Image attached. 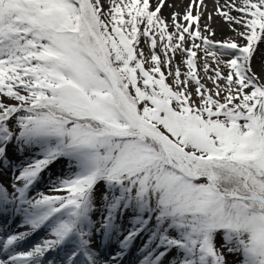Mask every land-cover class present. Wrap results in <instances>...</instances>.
Masks as SVG:
<instances>
[{
    "label": "snow or ice",
    "instance_id": "obj_1",
    "mask_svg": "<svg viewBox=\"0 0 264 264\" xmlns=\"http://www.w3.org/2000/svg\"><path fill=\"white\" fill-rule=\"evenodd\" d=\"M165 3L0 0V264H264V0Z\"/></svg>",
    "mask_w": 264,
    "mask_h": 264
},
{
    "label": "bare ground",
    "instance_id": "obj_2",
    "mask_svg": "<svg viewBox=\"0 0 264 264\" xmlns=\"http://www.w3.org/2000/svg\"><path fill=\"white\" fill-rule=\"evenodd\" d=\"M231 0H203V6L197 7L195 5H192V14L195 16L197 12H201L202 15L200 17V29L203 35L209 36L211 40L214 42H226L228 40H236L240 41V37L237 35V31H243V28L238 24H230L224 17H222L218 9L223 8V6L226 3H230ZM151 3L155 5L156 0H151ZM191 4V0H166L165 6L161 10V15L166 19L168 23H171L172 21V15L173 13H179L180 17H182L185 12L188 10L189 6ZM237 6H240V0H236ZM223 10L228 11L227 8H223ZM232 16L239 17L241 14L236 11H231L230 13ZM211 17V18H210ZM183 23L184 21L181 20ZM193 28H195V25H193ZM235 29V30H234ZM214 35H210V33H213ZM190 42H187V47H191ZM262 51H264V48H262ZM224 59H227V57H224ZM207 61V59H203V63ZM212 67H215L214 63H211ZM226 74V73H225ZM204 79V78H203ZM207 85V83H205ZM209 88L212 87V82H209ZM62 172H68L66 168L62 170ZM56 176L53 173L47 174V180H49V177ZM8 178L7 180H9ZM46 180V181H47ZM48 182V181H47ZM48 187H50V183L48 182ZM14 218V219H13ZM3 219H7L9 223H5ZM21 218L19 216H14L11 218L8 217H0V222L3 223L6 227H9V232H19V231H26V228L19 227V223L17 221H20ZM44 233L41 232L39 235L33 238L34 241H37L40 239L41 236H43ZM135 253L133 252V255H130L126 260L124 264H135L136 260L138 258V254L134 256ZM133 256L135 257V261H133Z\"/></svg>",
    "mask_w": 264,
    "mask_h": 264
},
{
    "label": "rangeland",
    "instance_id": "obj_3",
    "mask_svg": "<svg viewBox=\"0 0 264 264\" xmlns=\"http://www.w3.org/2000/svg\"><path fill=\"white\" fill-rule=\"evenodd\" d=\"M188 42H190V43H192L190 40L188 41ZM200 41L199 40H197L196 41V43H199ZM186 46H187V44H186ZM140 47L141 48H143L144 49V51H145V53H147L148 52V45L147 44H144V43H141V45H140ZM186 57H184V58H182V57H177L176 58V63L177 64H180V66H181V70L182 71H186L187 69H186V65H184V64H182L181 63V59H185ZM207 59V62L211 65V63H214L215 64V62L212 60V58L210 57V56H205V54H204V52L203 51H199V53H198V68L200 69V76H201V78H202V82L204 83H207V82H211L210 80H208V79H206V77H205V74H204V72H203V70H202V68H203V59ZM215 66H216V64H215ZM221 70H222V72H224V74L226 73L227 74V72H228V69L227 68H225L223 65H221ZM209 75H211V73H209ZM203 78H204V80H203ZM60 165H62V166H64V165H66V164H64V163H60V164H57V166H55L54 168H57V167H59ZM62 174V172L61 173H57L56 175H61ZM67 174H69V172H67L65 175H67ZM40 185H41V183H40ZM40 192H42V193H44V194H46L47 195V193L46 192H44V191H36L35 193H36V195H37V193H40ZM54 194H56V193H54ZM100 206V202H99V199L97 200V207H99ZM141 243V241L140 242H138V245ZM226 255H227V258H228V260H229V264H234V262L236 261V257H234L233 255H231V254H227L226 253Z\"/></svg>",
    "mask_w": 264,
    "mask_h": 264
}]
</instances>
